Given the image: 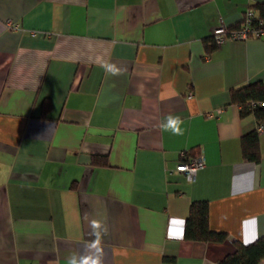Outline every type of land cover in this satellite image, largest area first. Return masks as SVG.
<instances>
[{"label": "crops", "instance_id": "crops-1", "mask_svg": "<svg viewBox=\"0 0 264 264\" xmlns=\"http://www.w3.org/2000/svg\"><path fill=\"white\" fill-rule=\"evenodd\" d=\"M263 2L0 0V264L94 253L93 221L101 264H220L263 235L264 119L230 90L264 82V36L205 44ZM181 152L205 157L192 180ZM198 199L225 239L183 236Z\"/></svg>", "mask_w": 264, "mask_h": 264}, {"label": "trees", "instance_id": "trees-1", "mask_svg": "<svg viewBox=\"0 0 264 264\" xmlns=\"http://www.w3.org/2000/svg\"><path fill=\"white\" fill-rule=\"evenodd\" d=\"M257 16L264 22V2L256 4ZM208 50L216 47L213 38H208L205 42ZM231 102L238 103L241 107V114L253 111L259 119H264V107L254 105L252 102L264 100V82L256 80L230 90ZM241 153L243 158L257 160L258 155V134L256 129L241 136ZM197 153L192 154V156ZM92 161L97 164H106L105 154L92 155ZM183 236L191 240H213L221 241L227 237L226 232L216 231L210 228L208 223V203L207 200L198 199L190 203L188 215L185 218ZM235 249L232 253L225 255L220 264H257L264 259V234L254 241L244 243L239 240L234 241Z\"/></svg>", "mask_w": 264, "mask_h": 264}, {"label": "built area", "instance_id": "built-area-1", "mask_svg": "<svg viewBox=\"0 0 264 264\" xmlns=\"http://www.w3.org/2000/svg\"><path fill=\"white\" fill-rule=\"evenodd\" d=\"M212 38L216 45L221 44L225 40L231 39H246L248 37H261L264 36V22L257 16L256 11L249 7L245 10L243 19L237 27H226L220 25L213 29ZM192 95L191 92L187 94L188 97ZM264 107V100L252 102V106ZM217 111H220L219 109ZM262 131V124H259L256 128V132L259 134ZM182 159L178 161L175 166V170L183 173L189 180L195 178V174L198 169L205 166V157L202 154L188 157L185 152H181Z\"/></svg>", "mask_w": 264, "mask_h": 264}, {"label": "clouds", "instance_id": "clouds-1", "mask_svg": "<svg viewBox=\"0 0 264 264\" xmlns=\"http://www.w3.org/2000/svg\"><path fill=\"white\" fill-rule=\"evenodd\" d=\"M109 71H111L113 74L117 73L119 70L116 69L114 66H109ZM179 122V118L170 117L168 120V123L164 125V130L171 129L173 132H178L179 129L176 127L177 123ZM183 223L182 221L180 222ZM92 228H93V235L96 237L94 241H92L89 245H87L90 249H95L94 253L88 254V255H80V254H73L67 259V264H101L100 260V253H102V249L99 247L100 244V232L98 229L101 228V225L97 221L92 222ZM105 229V233H106ZM181 233H176L173 235L179 236ZM248 241H245L247 243Z\"/></svg>", "mask_w": 264, "mask_h": 264}, {"label": "snow or ice", "instance_id": "snow-or-ice-1", "mask_svg": "<svg viewBox=\"0 0 264 264\" xmlns=\"http://www.w3.org/2000/svg\"><path fill=\"white\" fill-rule=\"evenodd\" d=\"M174 234H176V233L174 232Z\"/></svg>", "mask_w": 264, "mask_h": 264}]
</instances>
